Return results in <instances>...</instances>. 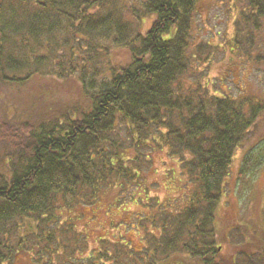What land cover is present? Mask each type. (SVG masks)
I'll return each instance as SVG.
<instances>
[{"label":"trees","instance_id":"1","mask_svg":"<svg viewBox=\"0 0 264 264\" xmlns=\"http://www.w3.org/2000/svg\"><path fill=\"white\" fill-rule=\"evenodd\" d=\"M199 1L0 0V83L18 88L35 73H69L82 94L54 113L57 102L48 104L35 119L28 112L31 118L12 123L0 114V225L12 222L19 230L30 218L29 234L52 243L56 234L73 230L53 227L55 203L93 200L109 187L130 190L139 177L129 147L148 140L176 156L196 187L184 193L178 210L157 199L160 206L148 215L154 233L144 230L146 254L169 253L165 264H264V249L225 252L213 227L235 151L256 126L264 100L210 92L197 73L208 63L202 54L209 44L192 46ZM238 1L236 31L253 43L252 30L264 23V0ZM233 41L239 49L240 41ZM117 49L126 50L118 60ZM256 58L264 65V55ZM121 128L128 137H120ZM45 222L52 228L46 233ZM13 250L1 236L0 264Z\"/></svg>","mask_w":264,"mask_h":264},{"label":"rangeland","instance_id":"2","mask_svg":"<svg viewBox=\"0 0 264 264\" xmlns=\"http://www.w3.org/2000/svg\"><path fill=\"white\" fill-rule=\"evenodd\" d=\"M241 5L238 0H234L233 4L225 0L199 1L194 14L192 46L199 41L209 44L202 54L208 63L205 62L203 69L200 65L201 70L197 73L208 80L210 92L263 101L264 65H257L259 58L256 56L264 55V23L261 22L259 32L252 30L254 42H245V32L236 31L234 25L238 18L236 8ZM245 28L248 29L247 26ZM233 37L240 41L239 49L233 46ZM245 51L247 55L243 54ZM125 52L117 49L115 59L123 58ZM81 97L76 75L35 73L18 88L0 83V114L6 113L9 121L15 123L28 119V112H32L33 118L39 117L36 115L44 112L43 107L48 108V104L52 107L53 102H57L54 113L75 100L80 101ZM31 103L35 104L34 108ZM29 107L30 111H27ZM118 132L120 137H128L123 128ZM255 138L260 141L256 145L259 149L250 145ZM146 141L137 149L129 147V154L138 157L135 167L139 177L130 182V186L135 184L130 190L109 187L93 200H77L69 207L60 200L55 203L53 212L58 216V222L52 223L53 227L61 226L62 229L70 224L73 230L56 234L52 243L29 234L28 224L35 222L30 218L21 223L19 230L12 222L0 225V237L7 235L14 249L6 264H66L65 260H72L74 264H165L163 261L170 256L169 253L157 259L146 254L144 230L154 233L148 215L156 212L160 201L167 203L166 207L170 210L184 207V193L191 195L192 188L196 186L188 180L176 156L170 155L167 148ZM246 157H250L251 162L245 164ZM257 158L261 163L255 169L253 161ZM241 168L245 170L244 175H240ZM229 172L215 208L213 227L219 232V241L225 252L235 253L238 248L252 254L253 250L264 249V111L256 126L246 134L243 146L235 151ZM43 227L44 233L46 229H52L51 224L46 222ZM6 230L8 234L4 233ZM20 238L24 239L22 247L16 243ZM56 240H61L67 248L58 249ZM129 251L134 256H129Z\"/></svg>","mask_w":264,"mask_h":264}]
</instances>
